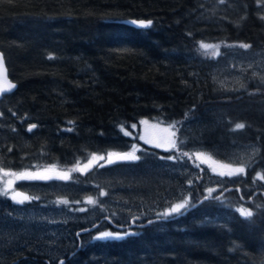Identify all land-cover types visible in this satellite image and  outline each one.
<instances>
[{
    "label": "trees",
    "instance_id": "obj_1",
    "mask_svg": "<svg viewBox=\"0 0 264 264\" xmlns=\"http://www.w3.org/2000/svg\"><path fill=\"white\" fill-rule=\"evenodd\" d=\"M261 17L258 0H0V53L16 86L0 99V170L68 169L112 153L65 181L17 183L25 208L58 203L72 218L55 248V239L43 248L24 238L32 226L10 227L0 264H264V179L256 178L264 176V84L246 72L222 85L214 72L227 51H264ZM140 119L175 123V146L143 144L131 127ZM237 123L246 126L234 131ZM243 145L257 152L236 178L190 158L200 151L225 162ZM180 193L189 197L183 214L133 219L162 212ZM12 210L0 197V215ZM99 232L134 235L91 241Z\"/></svg>",
    "mask_w": 264,
    "mask_h": 264
},
{
    "label": "rangeland",
    "instance_id": "obj_2",
    "mask_svg": "<svg viewBox=\"0 0 264 264\" xmlns=\"http://www.w3.org/2000/svg\"><path fill=\"white\" fill-rule=\"evenodd\" d=\"M259 6L264 11V0H259ZM220 55L217 50L214 51V56L218 57ZM215 64V75L218 78L217 80L222 85L227 83L230 84L238 83L241 80H244V74L250 72L251 75L257 76L261 79V82L264 84V51H260L255 54H248L246 52H233L227 51L225 54H221L216 60ZM145 121L146 123H142ZM133 125V124H132ZM131 125V127H132ZM134 129H139V139L140 141L150 147H154L160 150H169L172 147L173 135L172 130L169 126L150 121L148 119H140L138 123L135 124ZM125 133V132H124ZM257 149L254 146L243 145L234 148L228 155V158L225 162H219L212 159L210 156L202 153L200 151H194L190 158L196 165H203L211 174L217 176L218 178H236L243 173L228 175L232 169L240 167L241 165L245 166L253 156L256 154ZM93 156L96 158L93 159ZM103 157V159H101ZM109 158V155H91L86 161L82 163H77L71 166L68 169H59L57 167H41L34 168L31 170H22L19 172H12L7 170H0V190L7 189V196H0L1 198L9 200L13 206V210L10 212L8 218H4L0 215V241L5 243L14 242L11 238L7 239V230H10V227L19 226L18 231H22L26 226L29 227L28 233L24 238H33L39 243L41 247L46 245L50 246L52 239H55L56 245L64 244V234L63 224L68 219L72 218L64 209L60 208L58 203L55 204V208L45 206L46 208L40 207L37 209H27L24 207V204L28 197L21 191L15 188L16 184L23 182H45V181H65L69 178L70 174L73 172L84 173L94 165L100 164L101 162H106ZM230 165L231 167H226ZM224 173V175H220ZM216 186H210L209 189H216ZM209 192V191H208ZM15 197V199H13ZM185 199L189 202V197L186 193H180L177 199L170 204H177ZM17 201H23V203H18ZM166 207L165 209L169 208ZM156 210L149 209L150 213H147L146 210L138 212L135 211L132 217L139 216H149L150 214L157 215ZM154 211V212H153ZM78 212L84 213L85 207L78 208ZM15 222L17 223L15 225ZM100 233V232H99ZM92 235L90 237L91 241L96 240L94 237L98 234ZM49 238L50 240H46ZM1 244V243H0ZM1 250V249H0Z\"/></svg>",
    "mask_w": 264,
    "mask_h": 264
},
{
    "label": "snow or ice",
    "instance_id": "obj_3",
    "mask_svg": "<svg viewBox=\"0 0 264 264\" xmlns=\"http://www.w3.org/2000/svg\"><path fill=\"white\" fill-rule=\"evenodd\" d=\"M221 3H224L225 0H220ZM259 2V0H258ZM261 19H264V17H261ZM131 24L136 25L140 28H149L152 24L153 21L152 20H132L130 21ZM217 46L214 45H208L204 42H200V48L202 49H209V48H215ZM239 47L244 48V49H248L251 47V45L246 44V43H241L239 45ZM52 57L49 56V59H51ZM7 80V75H6V69L4 67V60H3V54L0 53V81H6ZM15 85L12 84L11 82H8L7 87H3L0 86V93H3L4 91H10L12 88H14ZM69 123H73L72 121H69ZM142 123H146L145 121H142ZM245 124L244 123H237L235 124L234 127V131L235 130H239V129H243L245 128ZM35 127H37V125L32 124L29 126L28 131H32V129H34ZM136 125L133 124L132 128H135ZM172 129H175L176 125L175 123L169 126ZM72 129H68V131H71ZM121 131H124V126H121ZM129 133L125 131V135H128ZM173 136H175V131H173L172 133ZM176 142L173 141V146H175ZM133 148L135 149V146H133ZM112 153H109V156H111ZM121 158L123 159H132V160H138L139 157L135 156L133 153H124V154H120ZM185 155H187V153H185ZM96 157L93 156V159H95ZM101 159H103V157H101ZM169 159H172V157H169ZM226 167H231L230 165L226 166ZM245 172V166L241 165L240 167L234 168L232 169L231 172L228 173V175H235V174H240V173H244ZM220 175H224V173H220ZM257 179H264V176H261V174H257ZM209 193H211L213 190L209 189L208 190ZM101 195H104L105 193L103 191H101L100 193ZM8 195V190L4 189V190H0V196H7ZM13 199H15V197H13ZM207 199V197H206ZM18 203H23V201H17ZM89 203H95L94 200H92L91 198H89L88 200ZM64 203H67V201H64ZM189 206V202L187 199H185L184 201L177 203V204H173L171 205L169 208L165 209V211L163 213H158V217H169L172 216L174 214H183L182 210H186V208ZM237 211L240 212V215L242 217L245 218H251L253 216V213L251 210L246 209L241 207L240 209H237ZM134 220L137 219L136 217L133 218ZM149 223H152V221L150 220ZM79 235V234H78ZM128 235H134V233H112V232H100L98 234V236L94 237L93 239L96 240H113V239H123ZM60 264H64L63 261L60 262Z\"/></svg>",
    "mask_w": 264,
    "mask_h": 264
},
{
    "label": "water",
    "instance_id": "obj_4",
    "mask_svg": "<svg viewBox=\"0 0 264 264\" xmlns=\"http://www.w3.org/2000/svg\"><path fill=\"white\" fill-rule=\"evenodd\" d=\"M130 21H132V20H126V21H125V24L128 25V26L134 27V28H139L138 26L131 24ZM4 67H5V65H4ZM5 69H6V68H5ZM6 75H7V71H6ZM8 82H11V81H10V80L8 79V77H7V80H6V81H0V86H3V87L6 88ZM11 83H12V82H11ZM12 84H14V83H12ZM14 85H15V84H14ZM15 88H16V86H15L14 88H12L10 91H4L3 93H0V99H1L2 96H4V95L11 94V93L15 90ZM58 264H60V262H59Z\"/></svg>",
    "mask_w": 264,
    "mask_h": 264
},
{
    "label": "bare ground",
    "instance_id": "obj_5",
    "mask_svg": "<svg viewBox=\"0 0 264 264\" xmlns=\"http://www.w3.org/2000/svg\"><path fill=\"white\" fill-rule=\"evenodd\" d=\"M61 261H63V259H60V260H59V262H61ZM59 262H58V263H59Z\"/></svg>",
    "mask_w": 264,
    "mask_h": 264
}]
</instances>
